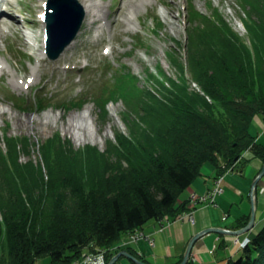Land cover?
<instances>
[{
	"label": "trees",
	"instance_id": "1",
	"mask_svg": "<svg viewBox=\"0 0 264 264\" xmlns=\"http://www.w3.org/2000/svg\"><path fill=\"white\" fill-rule=\"evenodd\" d=\"M252 8L256 17L245 24L246 40L217 12L204 15L190 1L189 55L186 48V63L180 61L181 54L180 62L176 55L171 59L180 70L177 80L155 75V81L150 78L154 86L146 90L135 85V76L130 81L129 75H115L104 82L94 101L99 117H106V105L115 94L129 106L122 115L128 133L115 132L110 150L87 158L93 148L86 146L73 156L56 134L40 145L39 166L19 161L21 152L31 149L27 138H5L6 147L0 148V264H35L43 256L49 257V264H72L93 245L105 250L107 262L117 253L111 247L123 233L166 215L174 220L188 211V200H181V194L207 161L219 175L246 148L252 157L264 159V143L250 131L256 115L264 121V7ZM151 21L159 32V17ZM187 69L204 96L189 90ZM33 106L40 111L47 105L39 100L19 110L33 111ZM108 170L117 174L124 190L95 199L99 190L92 182L104 184ZM62 186H72L77 197L70 210L65 209L62 193L56 192ZM36 200L50 203L47 216V211L36 215ZM122 249L134 255L128 245ZM226 264H264V222L241 254Z\"/></svg>",
	"mask_w": 264,
	"mask_h": 264
},
{
	"label": "rangeland",
	"instance_id": "2",
	"mask_svg": "<svg viewBox=\"0 0 264 264\" xmlns=\"http://www.w3.org/2000/svg\"><path fill=\"white\" fill-rule=\"evenodd\" d=\"M41 1L16 0L13 2V8L17 12L22 11L23 16L29 19L33 31L41 24L38 19ZM96 1L104 6L101 13L102 17L105 16V19H102V23L105 24L102 32L96 33L95 40L92 30L85 35L86 30L88 31L90 27L83 23L82 32L77 36L74 46L54 60L44 58L38 61L34 59L27 54L28 49L25 46L14 42L11 34L5 41L0 38V60L7 62L5 72L0 77V89L2 90V92L0 91V107L4 108V112L0 113V148L5 149L6 137H16L20 140L27 138L31 143V149L29 152H21L19 157L21 163L31 161L33 164L42 166L40 145L56 134L60 141H65L73 156L79 155V152L87 146V148H93L86 152L87 158H92L96 151L104 152L106 149H111L110 144L116 142L115 132L128 133L122 115L129 111V106L127 107V104L119 98V93L114 95V101L107 103L106 117L98 116L99 109L94 101L95 99L99 100V95L95 96L92 93L99 85V79L103 74L101 67L105 65L112 71L119 66L115 73L116 77L122 74L129 75L131 81L135 76V85L141 90L154 86L150 78L155 81V75L164 73L165 76L177 80L180 70L171 59L178 56L179 61L181 54L180 61L186 63L187 16L189 15L190 1L195 9L204 15L217 12L234 32L246 40L248 33L245 24L256 17V12L252 7L256 5L264 7V0H150L146 7L141 8L138 18L132 20V28L125 31V26L121 23H111L115 16H119L117 9L122 4V0ZM153 15L158 16L161 22L162 26L159 32H156L155 28L153 29L151 19L148 20V16L152 17ZM103 45H108L107 48H110L108 54L102 52ZM192 45V48L196 47L194 42ZM187 51L189 55L188 48ZM32 70L36 72L35 79L30 86L25 87L24 83L27 81L22 79ZM11 75L19 78L18 88L10 81ZM184 76L189 90L199 92L194 84L199 88L200 86L188 69L185 70ZM91 83L92 87L88 89ZM5 93L16 96L18 102L25 100L24 103L26 101L33 102L40 94L46 98L51 95L56 97L51 99L46 104L47 106L40 111L39 109L20 111L16 107L19 103H13V105L6 100ZM201 94L204 96L203 91ZM80 113L85 115V121L93 130L92 139H85L81 142L76 141L66 130L69 120L77 117ZM46 114L49 117L56 116L55 122L49 120L48 123H45L47 121ZM250 131L257 134V141L264 143V121L260 114L254 117ZM246 150H248L247 155L251 159L245 161L244 156H240L232 166L223 168L222 192L216 195L213 202L192 200L190 196L191 192L204 194L211 189L218 173L210 161L202 166L201 175L183 191L181 200H188L189 208L184 213L193 211V223L183 217L184 213L174 220L167 215L158 221L149 220L141 229L123 233L111 250L118 253L122 247L120 245L122 240L131 242L133 233L141 230L151 234L154 241L153 245H150L146 240L139 239L129 245V250L135 256H143L148 262L154 264H176L178 260L181 261L185 247L195 233L205 228L239 229L248 223L250 211L253 208L254 223L249 230L243 232L238 239L235 235L214 231L202 235L194 242L187 262L190 261L191 264H226L229 259L237 258L245 245L250 242L253 233H256L264 222V174L259 178L254 188L251 185L260 172L264 159L252 157L249 148L244 151ZM104 155L108 157L107 154ZM104 173L106 174L105 178L102 177L104 184L97 180L92 182V186L95 185L99 190L98 194H95V199L99 195H115L124 190L125 185L121 188L120 183H117L121 182L118 180L117 174L110 173L109 170ZM99 177L101 179V175ZM62 187V191L59 188L56 192L62 193L65 197L63 203L68 206L65 209H69L76 203L77 197L72 191V186ZM89 187L84 190L87 194L91 190ZM77 194L81 195V192ZM23 197L26 199L25 195ZM43 203L45 204L41 205L40 201H35L36 215L38 213V216H41L40 211L47 209L48 204V211L50 209V203ZM48 211L43 213L44 217L47 216ZM162 220L170 225L166 230L158 231V223ZM93 246L95 249L86 247L83 253L95 256L105 254V250ZM35 264H49V257L43 256L37 259ZM117 264L133 263L128 258L121 256Z\"/></svg>",
	"mask_w": 264,
	"mask_h": 264
},
{
	"label": "bare ground",
	"instance_id": "3",
	"mask_svg": "<svg viewBox=\"0 0 264 264\" xmlns=\"http://www.w3.org/2000/svg\"><path fill=\"white\" fill-rule=\"evenodd\" d=\"M2 1L6 2L8 0H2ZM79 2L81 3L85 11L84 12L85 17L83 22L87 24L88 27L91 26L99 27L98 23L100 22V16L102 17L101 13L103 12L104 6L101 3H98L96 0H79ZM149 2L150 0H122L121 6L117 9L120 18L115 16L112 22L116 24L121 23L123 26H125L124 29L125 31L130 30L132 28L131 26L132 20L138 18L141 8L146 7ZM0 10H2L1 13L3 16L0 19V38L3 41H5L7 39V35L12 33L14 35V40H16L14 42H17L25 46L30 52V54L33 55L34 57H36L38 54L43 53L42 39H41V43H39L40 38H42L44 34V21L42 20L43 9L39 11V20L41 21L40 28L34 31L29 29L28 26L26 27L21 26L20 25L21 20L15 18L13 15L9 14L4 9L0 8ZM100 29L102 28L100 27ZM81 32L82 31H80V33ZM75 40H73L64 49L62 55L65 54V51L67 49L73 47ZM40 45L42 46V48L40 47ZM4 72H5V66L0 61V77ZM35 75H36L35 70H32V72L28 73L22 80L33 81L35 79ZM10 81L16 88L19 87V82H20L19 78L11 75ZM1 112H4L3 107H0V113ZM51 117H49V115L46 114L45 118L47 121L45 123H48L49 120L53 122L54 119H56V116H51ZM66 130L71 133V135L74 137L76 141H80V142L85 139H92L93 136V130L89 126V124L85 121V115L83 113H80L77 117H73L72 119H70L69 122L67 123Z\"/></svg>",
	"mask_w": 264,
	"mask_h": 264
},
{
	"label": "water",
	"instance_id": "4",
	"mask_svg": "<svg viewBox=\"0 0 264 264\" xmlns=\"http://www.w3.org/2000/svg\"><path fill=\"white\" fill-rule=\"evenodd\" d=\"M82 18V12L74 2V0H49L47 9V23H48V50L49 56L55 58L59 52L63 49L65 45L73 38V35L78 29ZM54 44V46H53ZM264 174V161L260 172L255 177L252 182V187L254 188L257 184L259 178ZM252 194V193H251ZM254 209L251 208L250 217L248 223L236 230H231L227 228H205L197 233H195L188 241L182 259L178 264H186L194 242L200 238L202 235L214 231L217 233H224L229 235H241L243 232L249 230L254 223ZM121 256L128 258L133 264H154L150 262H145L140 260L136 256L127 252V250H120L118 253L113 255L107 264H114Z\"/></svg>",
	"mask_w": 264,
	"mask_h": 264
},
{
	"label": "built area",
	"instance_id": "5",
	"mask_svg": "<svg viewBox=\"0 0 264 264\" xmlns=\"http://www.w3.org/2000/svg\"><path fill=\"white\" fill-rule=\"evenodd\" d=\"M194 87L202 93V91L200 90V88L194 84ZM207 99H209L206 96ZM248 150L244 151L241 156H247ZM222 183H223V174H219L215 177L213 184L211 186L210 190H207V192H205L204 194H197L194 192H191L190 196L192 198V200H202V201H210L213 202V200L215 199L216 195L222 192ZM201 201V202H202ZM184 218H186L188 221H190L191 223H193L194 217H193V211H190L188 213H184L183 214ZM170 223L162 220L161 222L158 223L157 229L158 231H162V230H166L169 227ZM139 239H144L146 240L150 245H153V237L151 236V234L148 233H144L141 230H139V232H135L133 233L132 236V240L131 242L122 240V242L120 243V245L122 246L121 248H124L125 246H129L135 242H137V240ZM72 264H107V262L105 261L104 255L100 256H95L92 254H86L83 253L82 256L74 261Z\"/></svg>",
	"mask_w": 264,
	"mask_h": 264
}]
</instances>
